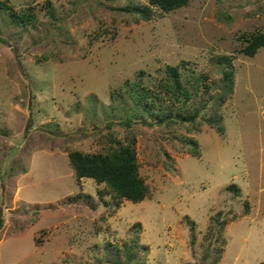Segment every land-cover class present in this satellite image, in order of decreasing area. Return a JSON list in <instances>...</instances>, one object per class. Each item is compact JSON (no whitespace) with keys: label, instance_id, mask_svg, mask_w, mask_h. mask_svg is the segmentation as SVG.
Listing matches in <instances>:
<instances>
[{"label":"rangeland","instance_id":"374dc122","mask_svg":"<svg viewBox=\"0 0 264 264\" xmlns=\"http://www.w3.org/2000/svg\"><path fill=\"white\" fill-rule=\"evenodd\" d=\"M5 1L33 18L0 11V264H211L216 248L215 264L264 262V46L239 50L264 30V0H190L149 21L115 9L148 0ZM223 55L234 79L218 100ZM167 66L194 122L150 124L133 108L135 82L155 110L176 105L160 89ZM109 137L135 138L143 200L115 208L74 175L67 150L104 151Z\"/></svg>","mask_w":264,"mask_h":264},{"label":"trees","instance_id":"16d2710c","mask_svg":"<svg viewBox=\"0 0 264 264\" xmlns=\"http://www.w3.org/2000/svg\"><path fill=\"white\" fill-rule=\"evenodd\" d=\"M190 0H148L147 4L137 2H129L126 5L115 7L116 10L124 12L133 18L134 21H149L157 15L163 16L165 13L173 11L186 5ZM50 4L46 0L45 6ZM8 11L10 17L17 23H29L32 21L33 15L30 12L16 13L12 5L5 0H0V11ZM51 18L54 16L52 12H48ZM240 40L244 45L239 49L241 53L253 56L259 47L264 46V30H255L252 32H243ZM217 63L221 67L222 83L221 94L218 100L224 99V94L231 92L233 87L234 72L232 62L229 56L223 55L218 57ZM166 81L160 85V89H164L170 98L176 102V105L169 107L167 110H155L153 101L159 98L157 94L151 92V89L135 82L129 87L134 109H139L141 118L146 123H179L194 122L198 117L199 110L188 114L191 109L190 99L192 92L188 85L182 82L180 72L175 66H167L165 69ZM223 92V93H222ZM152 97L151 100H148ZM153 109V110H152ZM150 117L151 121H146L145 115ZM202 120L210 127L215 128L219 134L224 133L220 116L202 117ZM108 145L104 151L84 152L82 150H67L69 164L74 171L77 180L88 177L94 179L97 184L103 185V190H99V194L110 196V201L115 208H118L124 200L138 202L143 200L148 194V186L139 176L137 153L135 149V138L128 139L124 142L120 139L109 137ZM188 144L193 145L189 149L193 155H199L197 143L193 139H188ZM229 188L236 189L235 185ZM219 229L224 226V220L219 222ZM132 245L130 246V248ZM215 258L211 260V264H215L216 259L220 255V248L215 249ZM125 255H129V248H124ZM261 264H264L262 262Z\"/></svg>","mask_w":264,"mask_h":264}]
</instances>
